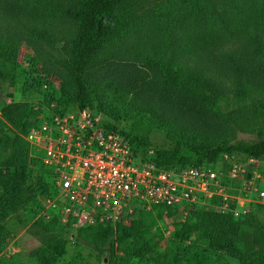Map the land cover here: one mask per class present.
Wrapping results in <instances>:
<instances>
[{
    "label": "trees",
    "instance_id": "obj_1",
    "mask_svg": "<svg viewBox=\"0 0 264 264\" xmlns=\"http://www.w3.org/2000/svg\"><path fill=\"white\" fill-rule=\"evenodd\" d=\"M166 1L167 6L154 16L137 14L132 0L11 3L31 19L49 15L69 19L70 32L55 58L68 79L59 86L63 99L77 109L92 110L97 98L115 121L132 120L147 132L165 131L173 147L149 149L148 140L106 122V128L128 139L141 160L167 170L207 163L221 169L227 183L229 158L264 160L260 124L264 119V0ZM11 11L0 3L1 94L14 83L21 49L20 27L10 24L17 19ZM126 61L140 63V71L152 76L149 84L161 95L158 104L128 99L118 90L117 80L96 79L109 73L114 63ZM125 64L134 70L137 66ZM97 88L100 96L95 94ZM53 99L51 95L49 101ZM10 111L23 121L14 129L0 127V249L14 236L8 224L20 211L35 218L34 226L43 234L54 231L59 223L39 215L43 196L53 191L52 173L41 163L40 151L24 138L36 125L39 111L27 103L1 99L0 115L7 118ZM236 130L255 136L235 141L220 137L228 132L234 136ZM246 165L244 177H249L253 165ZM219 203L217 198L212 200L213 206ZM229 205L224 211L196 207L183 219L174 218L171 239L175 244L164 248H160L163 231L157 225L177 213L164 205L140 208L127 224L79 227L77 237L104 251L112 264H264V211L257 216L259 203H255L248 213L235 216L234 202ZM185 242L190 245L183 246ZM43 243L56 257L65 253L66 241L61 237L52 236ZM0 264L15 263L0 255Z\"/></svg>",
    "mask_w": 264,
    "mask_h": 264
},
{
    "label": "built area",
    "instance_id": "obj_2",
    "mask_svg": "<svg viewBox=\"0 0 264 264\" xmlns=\"http://www.w3.org/2000/svg\"><path fill=\"white\" fill-rule=\"evenodd\" d=\"M25 139L41 153V163L52 173L53 191L43 196L39 215L78 229L96 223H129L136 211L153 205L176 208L185 216L196 207L229 209L235 216L250 211L243 204H264V191L256 199L239 198L230 189L240 184V193L257 190L259 174L235 163L227 173L207 163L181 170L163 169L151 161L137 159L130 143L90 108L53 114L32 126ZM248 164L258 161L248 159ZM242 176V178H240ZM238 182V183H237Z\"/></svg>",
    "mask_w": 264,
    "mask_h": 264
},
{
    "label": "rangeland",
    "instance_id": "obj_3",
    "mask_svg": "<svg viewBox=\"0 0 264 264\" xmlns=\"http://www.w3.org/2000/svg\"><path fill=\"white\" fill-rule=\"evenodd\" d=\"M132 2L134 3V10L141 15H157L159 9H164L167 6L166 0H132ZM0 3L10 10L12 9L13 12L15 11V13L11 12L17 19L10 20V24L20 27L18 39L21 44L14 83L6 90L5 94L0 93V100L2 99L5 103L12 104H29L32 109L39 111L36 124L41 119L49 118L53 114L61 115L75 112L77 110L75 105L68 98L64 97L63 99L59 91V86L68 82V79L64 71L55 63V58L58 56L63 39L68 37L71 29L69 19L53 15L44 18L37 16L35 19H31L24 9L21 7L18 9V6H14L11 0H0ZM127 62L136 63L135 70L131 66H127L125 64ZM140 69L142 68L138 62H116L109 73L97 75L96 79L105 77L117 80L119 82L118 90L126 95L128 99L133 97L135 102L143 103L146 101L151 105L158 104L161 95L157 87L149 84L152 76L141 72ZM134 92L141 96L138 98ZM95 94L100 96L99 88L95 89ZM51 95L54 96V99L49 101ZM59 100L62 103H58ZM56 107L57 109H55ZM92 111L105 123L109 122L116 125L119 129L148 140L149 149L156 147L170 148L174 145V142L167 137L166 132L163 130L153 129L147 132L144 127L132 120L115 121L101 109L97 98H94ZM22 121L23 118L16 112L10 111L7 118H3L0 115V127L5 128L6 126L14 129ZM260 124L264 127V119ZM223 136H229L232 141H235L250 140L255 135L236 130L234 136H232L231 132L220 135V137ZM32 148L34 147L32 146ZM35 152L36 155H39L37 151ZM136 157L137 159H142L139 154ZM229 160L232 166L237 162L248 164L247 161L240 157H231ZM252 170L260 175L259 180L256 182L257 190L253 193L242 192L239 194L238 189L241 186L236 184L234 188L230 189L233 195L253 200L256 199L255 195L258 191H264V160L253 164ZM224 171L226 172L227 169ZM240 201H243L244 206L248 207L250 211L255 206L253 201L248 202L246 199ZM263 211L264 204L259 203L256 215L261 216ZM174 218L183 219L184 216L176 213L173 217H165L157 225V228L163 231V240L160 242V248H164L168 243L175 244L171 239ZM34 221L35 218L30 219L29 215L24 211L18 212L9 221L8 225L13 229L14 236L7 239L4 246L0 249L1 256L8 257L15 264H112V259L106 257L104 251H99L78 238L75 229L58 223L54 231L43 234L42 229L34 226ZM52 236L61 237L66 241L65 253L60 257L53 255L44 246L43 240ZM189 245V242L183 244L186 247Z\"/></svg>",
    "mask_w": 264,
    "mask_h": 264
}]
</instances>
